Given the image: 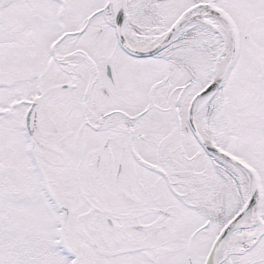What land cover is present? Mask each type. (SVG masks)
I'll use <instances>...</instances> for the list:
<instances>
[{"label": "snow or ice", "instance_id": "snow-or-ice-1", "mask_svg": "<svg viewBox=\"0 0 264 264\" xmlns=\"http://www.w3.org/2000/svg\"><path fill=\"white\" fill-rule=\"evenodd\" d=\"M0 264H264V0H0Z\"/></svg>", "mask_w": 264, "mask_h": 264}]
</instances>
